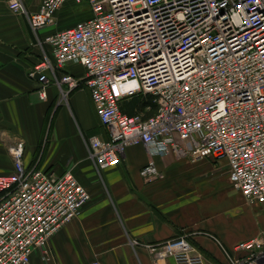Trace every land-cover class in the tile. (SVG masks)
<instances>
[{
	"label": "built area",
	"instance_id": "2783aa9c",
	"mask_svg": "<svg viewBox=\"0 0 264 264\" xmlns=\"http://www.w3.org/2000/svg\"><path fill=\"white\" fill-rule=\"evenodd\" d=\"M67 3H86L89 17L49 34L50 56L29 76L39 75L41 99L51 84L61 100L88 89L108 134L88 141L96 171L117 166L129 146L150 158L225 159L233 188L264 205V0H42L33 13L21 0L7 6L36 32L56 26ZM70 64L85 76L64 71ZM135 95L151 96L155 112L122 113L121 101ZM22 150L23 142L9 148L12 171L0 176V264L50 261L51 237L91 199L72 168L26 167ZM139 173L158 177L152 159ZM161 247L174 264H206L186 235ZM233 248L239 255L223 249L229 264H264V231Z\"/></svg>",
	"mask_w": 264,
	"mask_h": 264
},
{
	"label": "crops",
	"instance_id": "0c3cea01",
	"mask_svg": "<svg viewBox=\"0 0 264 264\" xmlns=\"http://www.w3.org/2000/svg\"><path fill=\"white\" fill-rule=\"evenodd\" d=\"M9 1L0 0V176L12 171L9 148L23 142L26 167L55 174L72 168L91 196L77 217L51 237V260L33 255L30 264H174L161 245L181 235L206 264H229L223 249L237 256V243L264 231V205L251 206L233 188L225 159L192 161L172 152L150 158L143 146H129L117 166L97 172L88 159V141L107 140L108 134L88 89L61 100L59 88L51 84L41 99L38 79L29 76L42 57L50 56L45 38L88 18L90 11L67 3L58 11L56 26L32 32L26 16L9 9ZM21 1L29 13L42 2ZM82 68L70 64L64 71L84 77ZM148 96L121 103L148 101ZM141 107L138 113L145 116L155 112L148 102ZM150 159L158 177L147 182L139 172Z\"/></svg>",
	"mask_w": 264,
	"mask_h": 264
},
{
	"label": "trees",
	"instance_id": "16d2710c",
	"mask_svg": "<svg viewBox=\"0 0 264 264\" xmlns=\"http://www.w3.org/2000/svg\"><path fill=\"white\" fill-rule=\"evenodd\" d=\"M150 98L151 97L148 96V101L133 99L129 101L128 103H124L123 105L122 103H120L119 108L121 112L124 113L125 115L133 116L138 113V111L142 108L141 106L146 104V102L150 103L152 106L155 105L153 101L149 100Z\"/></svg>",
	"mask_w": 264,
	"mask_h": 264
},
{
	"label": "rangeland",
	"instance_id": "374dc122",
	"mask_svg": "<svg viewBox=\"0 0 264 264\" xmlns=\"http://www.w3.org/2000/svg\"><path fill=\"white\" fill-rule=\"evenodd\" d=\"M75 9L82 10L83 12L86 13L87 10H89V6L86 3H82L80 5H77L74 7Z\"/></svg>",
	"mask_w": 264,
	"mask_h": 264
},
{
	"label": "water",
	"instance_id": "95a60500",
	"mask_svg": "<svg viewBox=\"0 0 264 264\" xmlns=\"http://www.w3.org/2000/svg\"><path fill=\"white\" fill-rule=\"evenodd\" d=\"M38 77H39V75H38V74H36L35 78H36V79H38Z\"/></svg>",
	"mask_w": 264,
	"mask_h": 264
}]
</instances>
